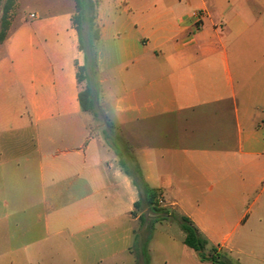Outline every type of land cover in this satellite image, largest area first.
Returning <instances> with one entry per match:
<instances>
[{
	"label": "crops",
	"instance_id": "1",
	"mask_svg": "<svg viewBox=\"0 0 264 264\" xmlns=\"http://www.w3.org/2000/svg\"><path fill=\"white\" fill-rule=\"evenodd\" d=\"M96 1L97 102L145 182L221 260L264 264V0H117L111 12ZM73 15L8 14L0 264H75L94 245L107 260L131 255L148 211L132 215L139 194L79 105L87 83ZM165 244L178 264H211L183 240ZM149 263L169 256L153 262L150 250Z\"/></svg>",
	"mask_w": 264,
	"mask_h": 264
},
{
	"label": "trees",
	"instance_id": "2",
	"mask_svg": "<svg viewBox=\"0 0 264 264\" xmlns=\"http://www.w3.org/2000/svg\"><path fill=\"white\" fill-rule=\"evenodd\" d=\"M74 2V15L72 17L73 26L78 34L79 50L84 56V65L78 67V80L79 82L87 80L88 72L95 73L96 69V53L94 51V42L98 39V30L94 29V21L96 17L97 1L96 0H73ZM14 6V0H6L2 8V16L0 19V43L6 37V31L9 26L8 14ZM86 22L90 30H93L92 36L87 40L85 46L82 36L81 24ZM86 75V76H85ZM79 105L81 110L89 112L96 118L97 112L95 111L94 94L89 85V82L80 91L78 95ZM103 130L102 137L107 145L117 157L118 165L123 173L128 176L139 194V200L134 203V211L132 215H136V210L141 208V205L146 206L150 217L145 214L138 217L139 231L134 233V243L139 250V257L144 264H148L147 244L150 239V232L154 225L165 220H171L177 223L180 230L184 234L183 244L189 249L193 250L200 261L210 262L211 264H229L220 259V255L216 253L213 247H208V241L201 236L197 229L191 224L189 219L183 216H177L169 212L166 208L159 204L160 193L157 190L151 189L145 182L140 167L132 153L129 144L117 134L115 126L103 116ZM133 248H131V252Z\"/></svg>",
	"mask_w": 264,
	"mask_h": 264
},
{
	"label": "rangeland",
	"instance_id": "3",
	"mask_svg": "<svg viewBox=\"0 0 264 264\" xmlns=\"http://www.w3.org/2000/svg\"><path fill=\"white\" fill-rule=\"evenodd\" d=\"M6 0H0V19L2 16V8ZM117 0H99V7L100 11H108L111 12L113 8L116 6ZM63 11H72L74 12V2L73 0H14V7L12 9V14L16 16V20L26 17L29 13L36 14V13H53V12H63ZM82 29V36L84 39L85 46H87V40L89 37L92 36L93 30H90L88 27V24L86 22H82L81 24ZM94 29H97V25H94ZM95 51V47H94ZM96 53V51H95ZM86 76V75H85ZM87 80H85L84 84L89 82V85L93 91L94 94V107L95 111L97 112L95 120V124H97L96 127H94V132H98L99 135L102 137V130H103V114L99 108V103L97 102L96 96H98L99 93V87L97 82V71L95 69V73L88 72L87 74ZM110 106V105H108ZM117 134L120 135L117 128L114 130ZM121 136V135H120ZM144 209V208H143ZM146 215L151 214L146 211ZM139 231V223L135 224V232ZM166 237H171L175 241H182L184 234L180 230L179 226L176 222L171 220H165L160 223H157L154 225L153 229L150 232V239L147 244V255H148V264L149 263V255L150 250L152 251V258L153 262H159V260L162 257H165L166 255L169 256V263L170 264H178V258H177V252L174 250L173 247H167L165 244ZM93 252V257H87V258H80L79 262L78 260H75V264H83L91 263L92 264H144L141 259H139V250L136 248L137 245L133 242L132 248L133 252H131V255L129 254H121L117 256L116 258L107 260V256L99 255L100 253L96 249ZM193 252V251H190ZM209 252V248H206V253ZM194 254V252H193ZM196 254V253H195ZM70 256L68 254L62 252L61 254V263H72L73 262V255L72 260H70ZM82 259V260H81ZM0 263H6V258H3ZM73 264V263H72Z\"/></svg>",
	"mask_w": 264,
	"mask_h": 264
},
{
	"label": "built area",
	"instance_id": "4",
	"mask_svg": "<svg viewBox=\"0 0 264 264\" xmlns=\"http://www.w3.org/2000/svg\"><path fill=\"white\" fill-rule=\"evenodd\" d=\"M205 13L204 11H198V12H193L192 13V17L195 18V22H196V26L197 28H199L201 26V22L203 20ZM31 17H33V15H30ZM159 204L162 205V200H159Z\"/></svg>",
	"mask_w": 264,
	"mask_h": 264
}]
</instances>
